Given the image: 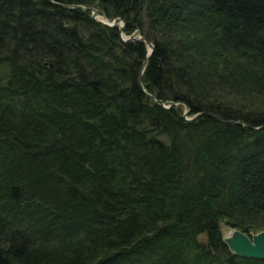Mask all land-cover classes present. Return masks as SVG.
<instances>
[{
  "label": "trees",
  "instance_id": "trees-1",
  "mask_svg": "<svg viewBox=\"0 0 264 264\" xmlns=\"http://www.w3.org/2000/svg\"><path fill=\"white\" fill-rule=\"evenodd\" d=\"M223 220L264 229V0H0V264H264Z\"/></svg>",
  "mask_w": 264,
  "mask_h": 264
},
{
  "label": "water",
  "instance_id": "water-1",
  "mask_svg": "<svg viewBox=\"0 0 264 264\" xmlns=\"http://www.w3.org/2000/svg\"><path fill=\"white\" fill-rule=\"evenodd\" d=\"M62 6L66 7H82L84 9L90 10L92 12V16L96 19L99 20L102 23L108 24V25H115L118 22H121V30H123L124 27V19L119 18V19H113V20H105L102 19L98 16L97 8L95 6H87L84 4H71V3H62L58 2ZM125 40L127 39H144L147 41L149 45V54L152 53L154 49V44L152 41L148 40L146 36L142 33L139 32L137 35H129L127 37H124ZM148 59V58H147ZM146 59V60H147ZM143 72V70H142ZM142 72L139 76V82L143 86L142 82ZM152 97L157 99L156 95H153L149 93ZM160 103L164 104L165 106L169 107L171 104H165L162 101L158 100ZM189 110V106L187 105V111ZM200 114L197 113L196 115ZM225 241L233 250L234 252L238 253L239 255H242L244 257H256V258H262L264 259V230H261L259 232L253 233L252 235H249L245 231L235 228L232 229L230 233L224 236Z\"/></svg>",
  "mask_w": 264,
  "mask_h": 264
},
{
  "label": "rangeland",
  "instance_id": "rangeland-1",
  "mask_svg": "<svg viewBox=\"0 0 264 264\" xmlns=\"http://www.w3.org/2000/svg\"><path fill=\"white\" fill-rule=\"evenodd\" d=\"M92 6V5H91ZM97 8V7H96ZM97 12H98V16L100 17V18H102V19H105V20H113V19H110L109 17H107L105 14H103L102 12H100L99 10H98V8H97ZM120 17H115V19H119ZM117 25H119L120 27H121V22H118L117 23ZM137 34H139V33H137ZM137 34H135V35H137ZM127 36H129V35H125V34H123V37H127ZM134 36V35H133ZM154 44V43H153ZM185 111H187V110H185ZM187 113V112H186ZM221 228H222V231H223V234H224V236L225 235H227L228 233H230L231 231H232V227H230L227 223H226V221L225 220H223L222 222H221ZM262 230H264V229H262ZM261 231V230H260ZM256 232H259V231H256ZM256 232H254V233H256ZM200 238L201 239H205L206 238V235H204V234H201L200 235Z\"/></svg>",
  "mask_w": 264,
  "mask_h": 264
}]
</instances>
